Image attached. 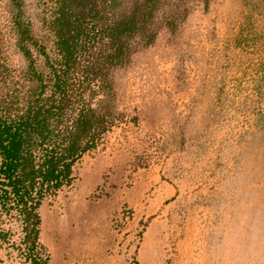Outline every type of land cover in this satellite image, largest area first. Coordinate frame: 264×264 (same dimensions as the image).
<instances>
[{
	"label": "rangeland",
	"instance_id": "obj_1",
	"mask_svg": "<svg viewBox=\"0 0 264 264\" xmlns=\"http://www.w3.org/2000/svg\"><path fill=\"white\" fill-rule=\"evenodd\" d=\"M111 2L0 0V105L62 69L101 130L40 208L48 264H264V0ZM0 264L30 263L4 243Z\"/></svg>",
	"mask_w": 264,
	"mask_h": 264
},
{
	"label": "trees",
	"instance_id": "obj_2",
	"mask_svg": "<svg viewBox=\"0 0 264 264\" xmlns=\"http://www.w3.org/2000/svg\"><path fill=\"white\" fill-rule=\"evenodd\" d=\"M111 1L115 7L116 0ZM125 16L106 28L111 49L107 60L119 59L141 26L133 12ZM57 21L62 27L57 46L67 68L76 38L62 30L75 23L65 13ZM38 80L40 85L27 91L23 101L11 100V113L0 105V249L8 243L18 247L25 262L48 264L40 245V208L47 197L72 183L76 163L97 147L101 130L95 127L97 111L69 84L67 71L55 69L49 84L43 76ZM13 227L20 232V245L12 243Z\"/></svg>",
	"mask_w": 264,
	"mask_h": 264
}]
</instances>
